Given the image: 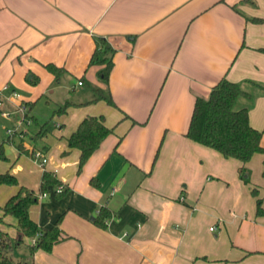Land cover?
<instances>
[{
    "label": "crops",
    "instance_id": "crops-1",
    "mask_svg": "<svg viewBox=\"0 0 264 264\" xmlns=\"http://www.w3.org/2000/svg\"><path fill=\"white\" fill-rule=\"evenodd\" d=\"M98 38L115 50L107 84L98 75L102 66L89 64ZM263 48L264 0H0V89L25 91L6 100L10 106L35 103L46 92L56 102L74 87L71 75L83 89L66 110H54L55 127L34 142L48 157L44 166L19 151V140L4 143L0 174L10 171L40 194L47 170L68 189L58 198L52 186L30 208L40 226L60 224L52 251L31 255L26 239L14 259L264 264V213H257L258 199L264 209V154L245 164L243 178L240 160L186 135L196 98L226 78L252 93L239 105L249 108L264 145ZM50 63L65 69L59 81L46 69ZM87 81L108 89L115 105L93 101ZM87 115L104 116L114 133L78 172L80 151L68 138ZM18 188L0 185V217ZM101 207L112 213L106 227L96 223ZM0 227L18 236L12 216Z\"/></svg>",
    "mask_w": 264,
    "mask_h": 264
},
{
    "label": "trees",
    "instance_id": "trees-1",
    "mask_svg": "<svg viewBox=\"0 0 264 264\" xmlns=\"http://www.w3.org/2000/svg\"><path fill=\"white\" fill-rule=\"evenodd\" d=\"M262 50L264 51V48ZM114 53L115 50L106 39H96V47L89 64L102 66L98 75L100 80L106 84L114 67ZM45 67L54 75L57 81L66 72L64 68L52 63L46 64ZM37 80L35 78L31 83H37ZM81 82L85 84L84 79H81ZM86 86L95 93L93 101L105 100L107 103L115 105L108 89L95 87L89 83H86ZM242 98L250 99L252 98V93L237 82L226 78L221 79L213 86L208 97L196 98L186 135L190 139L220 152L226 158L240 160L243 163L240 169L243 177L247 172L245 164L254 155L264 154V145L262 143L263 131L254 128L250 123L249 108L239 105V101ZM25 104L28 111L32 112L35 103L28 102ZM71 104L70 101L65 102L64 105L59 107L58 112L66 110ZM36 120L33 117V121L35 122ZM47 132L46 124L40 125L38 131L32 135V141L39 143ZM113 133L114 129L106 125L102 115H87L81 121L76 131L68 138L69 147L80 151L78 172L82 171L88 160L101 147L104 140ZM4 143H6V140L0 142V160L6 161L8 157L5 153ZM23 144V139L19 140L17 148L21 153L27 154L28 151L24 149ZM31 155L33 157L34 153ZM91 181L92 184L98 185V179H92ZM2 184L19 187L18 191L1 207L3 216L0 217L1 223L4 216H12L16 219L18 236L12 238L7 231L0 227V264H32L31 261L27 260H15L12 254L15 248L25 243L26 239H30L32 243L28 244V246L31 255L39 249L52 251L54 244L60 240L62 233L60 224L56 223L46 228L40 226L31 217L30 208L39 202V193L34 189L19 185L18 178L10 171L0 174V185ZM61 185L63 186L62 181L54 173L47 170L43 172L40 185L41 193H49L51 187L56 186L54 194L60 198L68 190L64 188L62 192H58L57 187ZM253 193L256 194L255 189ZM257 203V213L261 215L264 213L261 200L258 199ZM111 218V211L106 207H101L96 223L101 227H106V222Z\"/></svg>",
    "mask_w": 264,
    "mask_h": 264
},
{
    "label": "rangeland",
    "instance_id": "rangeland-1",
    "mask_svg": "<svg viewBox=\"0 0 264 264\" xmlns=\"http://www.w3.org/2000/svg\"><path fill=\"white\" fill-rule=\"evenodd\" d=\"M73 75H71V80L75 83L72 89H70L71 91L67 94V95H60V97H56L55 101L56 102H51L48 99V97H50V95L46 92L44 93V96L36 99V102L34 104V109L33 112L36 115L37 119H38V124L34 123L33 121V115L31 114V112L27 111L26 115L27 118L30 119L32 122L31 123H27V121L25 120L24 123L22 124V128H26L27 130V134L25 136V138H23V146L24 149L27 150V154L32 156L31 154L34 153L36 150H43V149H39L38 147L34 146V141H32L31 137L34 134V131L38 130V127L40 125L46 124V126L48 127L49 130H52L53 127H55L54 123L56 121V119H54V116L56 115V113L54 112L55 109H58L61 105L65 104V101L67 100H71L72 98H75V96L80 92L83 91L82 87L77 85V79L76 77H72ZM89 84L90 81H87ZM31 85L33 86H37L38 83H31ZM18 92L21 93V95L25 94V91L22 89H16ZM62 90H60L61 93ZM63 93V91H62ZM2 109L7 111V112H12L10 117H3L1 115L0 112V141H4V139H6V141H9L8 138V133L7 130L8 129H14L17 124L19 123V121L23 118L22 114L19 112L15 111V108L11 107L10 104L7 101H4V103L1 105ZM32 131H31V130ZM15 140L17 141L18 139L15 138ZM21 140V139H20ZM25 143L30 144V147H28V145H25ZM44 151V150H43ZM246 175V173L244 174V176ZM51 195V194H50ZM44 199V198H42ZM41 200V199H40ZM1 223V222H0Z\"/></svg>",
    "mask_w": 264,
    "mask_h": 264
},
{
    "label": "built area",
    "instance_id": "built-area-1",
    "mask_svg": "<svg viewBox=\"0 0 264 264\" xmlns=\"http://www.w3.org/2000/svg\"><path fill=\"white\" fill-rule=\"evenodd\" d=\"M79 85H82L81 81H79ZM21 98H22L21 93L16 91L15 89H12L9 85H5L3 88L0 89V106L6 100H10L14 102L15 100H19ZM15 111L21 113L23 118L19 121V123L14 129L7 130V133L9 135L7 139L10 140V142H13L15 138H17L18 140L20 139L22 140L23 138H25L28 129L22 128V124L24 123L25 120L27 121L28 124L32 122L30 119L27 118L26 113L28 111V108L25 102L21 101L19 104H17L15 107ZM0 112L3 117H7V118L10 117L12 113V112H7L3 109H0ZM33 159L36 162H38L41 166H44L48 161V157L46 153L41 150H36L34 152ZM63 190L64 187L62 185L57 187L58 192H62ZM47 195H49V193H40L39 199H42ZM211 229H213V227H211Z\"/></svg>",
    "mask_w": 264,
    "mask_h": 264
},
{
    "label": "water",
    "instance_id": "water-1",
    "mask_svg": "<svg viewBox=\"0 0 264 264\" xmlns=\"http://www.w3.org/2000/svg\"><path fill=\"white\" fill-rule=\"evenodd\" d=\"M246 176H248V175H246Z\"/></svg>",
    "mask_w": 264,
    "mask_h": 264
}]
</instances>
